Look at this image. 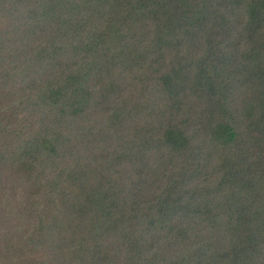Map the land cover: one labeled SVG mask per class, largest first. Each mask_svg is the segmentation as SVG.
I'll use <instances>...</instances> for the list:
<instances>
[{"label":"trees","instance_id":"16d2710c","mask_svg":"<svg viewBox=\"0 0 264 264\" xmlns=\"http://www.w3.org/2000/svg\"><path fill=\"white\" fill-rule=\"evenodd\" d=\"M0 264H264V0H0Z\"/></svg>","mask_w":264,"mask_h":264}]
</instances>
